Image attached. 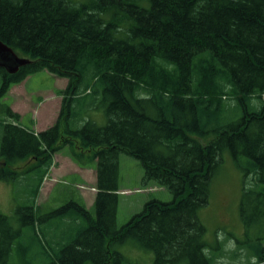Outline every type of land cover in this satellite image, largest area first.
I'll use <instances>...</instances> for the list:
<instances>
[{"label":"trees","instance_id":"trees-1","mask_svg":"<svg viewBox=\"0 0 264 264\" xmlns=\"http://www.w3.org/2000/svg\"><path fill=\"white\" fill-rule=\"evenodd\" d=\"M79 1L0 0V41L30 61L15 74L0 68V99L38 72L67 80L55 122L37 134L0 104V180L35 172V198L56 152L95 162L94 214L72 201L53 211L86 226L44 248L47 264H119L124 243L151 253L152 264H264V0ZM78 108L102 111L105 125L79 123ZM225 153L243 172L244 240L238 253L213 256L199 212ZM120 154L143 168L145 189L134 193L173 197L145 202L121 227ZM24 211L21 225H31V209L16 213ZM10 224L0 213L1 264L20 232Z\"/></svg>","mask_w":264,"mask_h":264},{"label":"rangeland","instance_id":"rangeland-1","mask_svg":"<svg viewBox=\"0 0 264 264\" xmlns=\"http://www.w3.org/2000/svg\"><path fill=\"white\" fill-rule=\"evenodd\" d=\"M19 57L26 58L23 56ZM66 84V79L54 77L45 71L30 75L23 88L19 87L13 91V99L19 102L24 112H27L24 123L27 124L35 116V111H30V106L33 109H38L40 104L44 102L40 110V116H43V113L49 107L51 108L49 112H51L57 99V96L52 94H55L57 88H65ZM24 88L36 94L33 100L34 105L19 101L23 96H26ZM6 95L0 99L1 105H8L4 101ZM86 111V108L77 109L78 121L81 124L80 120L90 119L91 113L88 116ZM1 115L2 107L0 117ZM96 117L95 113L94 116L91 115L93 120ZM95 123L98 126H104L106 123L105 116L102 115V118L96 120ZM28 165L29 163L23 164L21 170H25ZM36 176L35 172H28L20 179H13L8 181V183L0 180V213L10 217L11 224L9 226L11 231L20 229L19 236L13 242L12 255L6 264H47L53 255L50 252L45 253L44 248L49 250L54 243L69 244L79 232L77 228L86 224L84 220L76 221L70 212L52 215L53 211L70 201L79 202L77 201V190L73 186L75 185L73 178L65 177L52 182L48 181L49 178L46 177L48 182L44 183L42 181L43 184L40 186L36 197L32 198V193L37 185ZM142 176L143 168L140 162L126 154H120V194L118 195L117 207V225L120 227L127 223L131 216L139 213L145 202L152 199L169 202L173 199L171 194L164 189L155 191V188H152L147 191L154 192H145L146 190H143L142 192L134 193L136 189H145ZM242 177L243 172L234 165L229 154L225 153L223 155V163L211 183L208 205L199 212V218L206 228L207 252L213 256H218L222 252H226L228 256H231L232 253H238L242 246L244 238L238 214ZM77 188L82 190L87 187L78 185ZM125 191L126 193H132L126 194ZM166 199L167 201H164ZM19 208L31 209L35 219L34 223L21 225L20 219L27 216L28 211H24L20 215L16 213ZM91 212L94 214L93 211ZM47 243L48 245H46ZM116 248L123 257L119 264H152L153 255L151 253L138 249L130 243H124ZM242 258H245V256ZM238 261L234 260L233 262L237 263ZM233 262L231 258H222L219 264H232Z\"/></svg>","mask_w":264,"mask_h":264},{"label":"crops","instance_id":"crops-1","mask_svg":"<svg viewBox=\"0 0 264 264\" xmlns=\"http://www.w3.org/2000/svg\"><path fill=\"white\" fill-rule=\"evenodd\" d=\"M28 77L25 78L21 83L17 84V85H13L8 94L6 95V97L4 98V101L8 103V106L12 109V111L18 113L21 116V122L25 127H29L30 130H32L34 133H39L41 131H44L45 129H47L48 127H50L56 120L58 113L60 111V107H61V96H59L57 94L58 90H62L64 88H57L55 90V94L52 95H56L57 99H56V103L54 105V107L52 108V111L49 112V109L51 110V108L49 107L46 112H44L43 116H40V110L43 107V103L42 102L40 104V108H32V106H30V111H35V116L33 117L32 120H30L27 124L24 123V119H25V115H27V112H24V110L20 107L19 102H17L16 100L13 99L14 95H13V91L16 90L19 87H24V85L27 83ZM67 85V84H66ZM25 90V94L26 96H23L19 101L25 102L26 104H31L34 105L33 100H34V95H36L33 91H27L25 88L23 89ZM59 100V103H58ZM20 107V108H19ZM91 113V114H90ZM97 116L95 118V120H93V118H91V115ZM90 114V120L92 121H96L99 120L100 118H102V111L100 110H90V112L87 110V114L89 116ZM53 164L50 167L48 174L46 175V177H48V181H52L55 182L57 179H64L65 177H70L73 178V180L75 182H73L75 185H73L76 190H77V203H79L80 205L84 206L86 210H88L90 213H92L91 211L94 212V200H95V196H96V189H95V182H96V170H95V162H88V163H83V165H79L76 161H74L71 156H70V150H66V147L63 148L62 150L56 152L53 156ZM46 177L44 178V183H46ZM47 181V182H48ZM43 184V182H42ZM78 185H84L87 188L86 189H78L77 186ZM148 187L153 186L151 184L146 185ZM161 189H159L158 191H160ZM126 193V191H125ZM128 193V192H127ZM126 193V194H127ZM120 194V191L118 192V195ZM164 201H167L164 200ZM93 209V210H92ZM93 215V213H92ZM132 217V216H131ZM78 221V220H76ZM124 225V224H123ZM86 226V224H85ZM85 226L79 227L77 228V230L83 229L85 228Z\"/></svg>","mask_w":264,"mask_h":264},{"label":"water","instance_id":"water-1","mask_svg":"<svg viewBox=\"0 0 264 264\" xmlns=\"http://www.w3.org/2000/svg\"><path fill=\"white\" fill-rule=\"evenodd\" d=\"M29 62L27 58L19 57L10 47L0 41V68L8 74H15L20 67Z\"/></svg>","mask_w":264,"mask_h":264},{"label":"clouds","instance_id":"clouds-1","mask_svg":"<svg viewBox=\"0 0 264 264\" xmlns=\"http://www.w3.org/2000/svg\"><path fill=\"white\" fill-rule=\"evenodd\" d=\"M252 264H256V260H255V259H253V262H252Z\"/></svg>","mask_w":264,"mask_h":264}]
</instances>
